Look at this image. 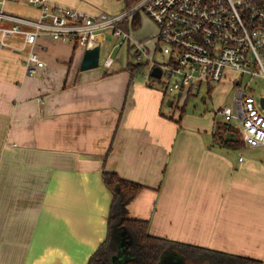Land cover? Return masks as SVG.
<instances>
[{
    "label": "crops",
    "instance_id": "crops-1",
    "mask_svg": "<svg viewBox=\"0 0 264 264\" xmlns=\"http://www.w3.org/2000/svg\"><path fill=\"white\" fill-rule=\"evenodd\" d=\"M50 2L90 15L125 8ZM79 49L38 39L45 66L30 76L20 53H4L0 264H87L107 234L103 172L143 187L126 218L147 221L150 236L264 263V151L232 159L235 148L181 132L182 116L162 113L164 98L134 84L118 56L80 71Z\"/></svg>",
    "mask_w": 264,
    "mask_h": 264
},
{
    "label": "built area",
    "instance_id": "built-area-1",
    "mask_svg": "<svg viewBox=\"0 0 264 264\" xmlns=\"http://www.w3.org/2000/svg\"><path fill=\"white\" fill-rule=\"evenodd\" d=\"M7 2L27 3L37 11L36 17L5 13ZM139 13L156 26L155 53L166 57L163 65H157L122 28ZM105 35L118 43L104 49L108 51L101 61L104 69L112 66L114 49L125 44L133 52L135 64L150 71L160 69V77L168 82L164 96H172L173 101L197 93L202 85L231 79L232 73L264 79V0H139L113 15L102 11L90 15L50 0H0V51L20 53L28 76L45 66L35 51L38 39L83 50L99 45L100 51ZM237 77L231 79L235 85L240 84ZM217 113L229 128L230 122H237L243 144L264 146V117L255 109L252 96L238 90L231 105Z\"/></svg>",
    "mask_w": 264,
    "mask_h": 264
},
{
    "label": "rangeland",
    "instance_id": "rangeland-1",
    "mask_svg": "<svg viewBox=\"0 0 264 264\" xmlns=\"http://www.w3.org/2000/svg\"><path fill=\"white\" fill-rule=\"evenodd\" d=\"M122 9L123 7L121 10ZM97 11L106 12L108 14H117L121 12L109 13L104 8H98ZM4 12L14 16L32 18L36 17L37 14L35 8L24 2H7ZM138 19L139 25L135 30L132 29L130 26L131 22L129 21V37L133 42L140 44L157 65H163L166 57L159 52L155 53V46L157 45V29L155 24L143 13L138 14ZM117 43L118 42L113 37L105 35L104 43L99 51V64L95 69L99 71L103 68L101 64L102 58L108 54V51H105L104 49L109 50L112 45ZM79 50L84 52L83 49ZM127 50L126 47H122L113 51L112 57H119V63L117 66L125 67L127 63L135 65L136 60L133 57V52L130 51V53L127 54ZM6 52L8 51L0 52V64L7 61V58L5 59L4 57V53ZM149 73L150 69L145 67L139 74L135 75V79L133 80L135 82L134 84L150 89L152 91L150 93L153 97L160 96V98H164L161 109L162 113L167 115L173 114L176 118L182 114L181 123L178 125L179 130L181 132L199 134V136H202V141L204 140V143L209 144L210 147L217 145L212 138V132L214 129L226 125L222 122L221 116L217 113V109H220L223 106H230L232 99L238 90H243L245 95L253 97L255 109L259 115L264 117V110L259 106V99L264 98V79L259 75L249 78L237 77L236 73H232L231 79L237 77L240 81L239 85L233 84L232 80L229 78H224L218 84L210 83L208 86L202 85L197 93H193L189 96H182L178 101L174 100L173 105L169 106L168 102L172 100V96H164L163 93V89L168 83L167 80L164 76L159 79L150 77ZM229 126L231 131L241 139V130L237 122L232 121L229 123ZM262 151H264V147L253 149L242 143L240 144V147L235 148L233 152H231V158H236L238 154L244 157H253L258 155V153L260 154ZM162 264L167 263L164 260Z\"/></svg>",
    "mask_w": 264,
    "mask_h": 264
},
{
    "label": "trees",
    "instance_id": "trees-1",
    "mask_svg": "<svg viewBox=\"0 0 264 264\" xmlns=\"http://www.w3.org/2000/svg\"><path fill=\"white\" fill-rule=\"evenodd\" d=\"M125 8L129 9L139 0H121ZM138 16L135 15L131 22L132 29L139 25ZM127 29V23L122 26ZM129 49L127 54H129ZM144 65H130L127 63L125 70L130 79L139 74ZM189 96V95H187ZM173 105V100H171ZM182 116V114L180 115ZM227 133H234L231 129L222 125L212 132L213 141L222 148H238L242 140L236 135L237 142H224ZM102 181L111 194V203L107 215V234L104 241L89 257L87 264H112V257L117 253V242L114 239V228L126 230V239L130 241L127 251L131 257L124 264H264L246 257L234 256L175 243L166 239L152 237L148 234V222L126 218L128 204L142 191L143 187L120 179L113 173L103 172ZM174 259L176 263H174Z\"/></svg>",
    "mask_w": 264,
    "mask_h": 264
},
{
    "label": "water",
    "instance_id": "water-1",
    "mask_svg": "<svg viewBox=\"0 0 264 264\" xmlns=\"http://www.w3.org/2000/svg\"><path fill=\"white\" fill-rule=\"evenodd\" d=\"M99 64V45L94 48L86 49L83 52V56L80 63V71H87L95 69ZM150 77L159 79L161 76V71L158 67H154L150 71ZM170 105V104H169ZM259 106L264 109V98L259 99ZM224 142H237V138L233 133H227L224 138ZM114 239L117 242V253L112 257V264H124L126 260L131 257V254L127 251V247L130 243L125 241L124 234L126 230L123 228H114L113 231ZM176 263V260L173 261Z\"/></svg>",
    "mask_w": 264,
    "mask_h": 264
},
{
    "label": "flooded vegetation",
    "instance_id": "flooded-vegetation-1",
    "mask_svg": "<svg viewBox=\"0 0 264 264\" xmlns=\"http://www.w3.org/2000/svg\"><path fill=\"white\" fill-rule=\"evenodd\" d=\"M126 242H129V240H125Z\"/></svg>",
    "mask_w": 264,
    "mask_h": 264
}]
</instances>
